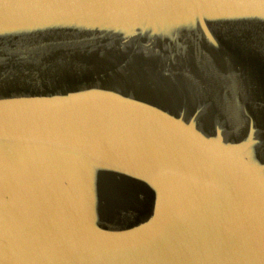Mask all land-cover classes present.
<instances>
[{
    "label": "water",
    "instance_id": "95a60500",
    "mask_svg": "<svg viewBox=\"0 0 264 264\" xmlns=\"http://www.w3.org/2000/svg\"><path fill=\"white\" fill-rule=\"evenodd\" d=\"M0 264H264V0H0Z\"/></svg>",
    "mask_w": 264,
    "mask_h": 264
}]
</instances>
